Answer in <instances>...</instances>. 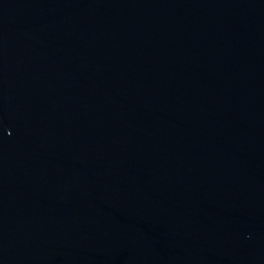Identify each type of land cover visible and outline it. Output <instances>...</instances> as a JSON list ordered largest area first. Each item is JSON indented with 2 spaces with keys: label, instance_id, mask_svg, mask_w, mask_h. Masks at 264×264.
<instances>
[{
  "label": "water",
  "instance_id": "obj_1",
  "mask_svg": "<svg viewBox=\"0 0 264 264\" xmlns=\"http://www.w3.org/2000/svg\"><path fill=\"white\" fill-rule=\"evenodd\" d=\"M0 264H264V0H0Z\"/></svg>",
  "mask_w": 264,
  "mask_h": 264
}]
</instances>
